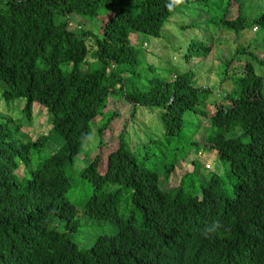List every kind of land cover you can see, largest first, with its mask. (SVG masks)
<instances>
[{
  "label": "trees",
  "instance_id": "trees-1",
  "mask_svg": "<svg viewBox=\"0 0 264 264\" xmlns=\"http://www.w3.org/2000/svg\"><path fill=\"white\" fill-rule=\"evenodd\" d=\"M130 1L0 0V101H24L30 124L35 108L47 112L62 139L35 168L32 156L50 138L25 140L22 123L0 116V264H264V78L254 66H264V54L228 61L221 105L209 104L214 92L198 86L193 71H158L133 44L160 39L190 4L238 35L247 29L245 0H137L134 8ZM72 16L102 23L95 64L87 62L93 34H75ZM253 26L264 30V13ZM111 99L132 106L133 118L143 109L156 113L161 128L145 142L127 130L116 137L115 113L106 112ZM93 139L98 147L80 172L93 190L84 213L115 231L81 249L69 172ZM193 149L217 155L218 167L193 160V172L171 185ZM216 220L223 227L206 238Z\"/></svg>",
  "mask_w": 264,
  "mask_h": 264
},
{
  "label": "rangeland",
  "instance_id": "rangeland-1",
  "mask_svg": "<svg viewBox=\"0 0 264 264\" xmlns=\"http://www.w3.org/2000/svg\"><path fill=\"white\" fill-rule=\"evenodd\" d=\"M136 1L131 0L129 7L134 8ZM244 3L248 24L247 29L238 35L222 31L217 24L218 21L209 22L208 17L205 18L204 15H201L202 10L198 5L190 4L182 7L167 22L160 39L145 38V41H143L142 38L136 39L135 37L133 38V44L139 49L143 48L146 50L147 62L156 66L158 71L164 69L178 74L190 70L193 71L196 74L198 86L209 88L214 92L209 104L220 102L219 104L222 105L225 97L222 89H225V87L222 86L221 82L228 61L235 58L243 62L251 60L252 55L250 52L259 58H262L264 54V30L262 28H259L257 32L253 30L254 20L264 13V0H245ZM221 13V11H218L214 18L220 16ZM65 21H67V18L56 19L58 24ZM71 22L70 29L75 34L83 35L86 32L93 34V37L87 41V46L90 50L87 62L95 64L92 52L96 50L94 43L96 38L101 37L102 23L100 19L91 20L72 16ZM199 44H203V47H198ZM204 48H208V50L204 51ZM243 48L247 49L248 52H238V50H243ZM190 52L191 57L188 60L186 55ZM254 66L257 74L264 78V66L259 62H256V64L254 62ZM63 69L71 70L72 66L65 65ZM0 86H3L1 82ZM24 105V101L11 105L0 101V116H11L15 122L19 121V123H22L23 131L21 136L25 140L30 139L35 142L40 134L50 138V142L44 152L32 156L33 167L36 168L40 158L54 154L60 148L62 139L56 133L51 132L52 127L47 112L35 108L34 115L36 119L32 124L28 123L27 119L22 118L21 109H23ZM12 107L15 109L12 110ZM8 108H10V111L6 110ZM111 111L115 113L111 128L115 130L114 134L116 137L124 130H127L131 136L132 134L135 136L134 139L139 138L145 142L146 136H153L154 133L159 131L158 128H161L159 119L156 118V113L143 109L139 110L136 117L133 118V107L124 100L115 101L111 99L106 112ZM13 124H10L11 128L15 127ZM241 134V131L235 133L236 136ZM97 147L98 140H91L87 146L86 155L79 159L72 171L69 172V175L74 176V183L77 185L74 191L69 194V199L79 211L81 223V228L73 234V239L81 249H90L97 238L104 234H112L115 231L113 226L106 221L92 219L84 213L86 203L91 197L93 190L88 183L82 181L80 172L88 163V159L93 157V152ZM201 153V155L198 154L195 149L189 152L187 162L181 161L179 163L177 173L171 180V185L178 186L182 176L193 172L194 169L191 164L193 160L203 163L207 170L213 169V166L218 167L217 155H210L208 149H202ZM55 226L59 231H66L65 223H61L59 220L55 221Z\"/></svg>",
  "mask_w": 264,
  "mask_h": 264
},
{
  "label": "clouds",
  "instance_id": "clouds-1",
  "mask_svg": "<svg viewBox=\"0 0 264 264\" xmlns=\"http://www.w3.org/2000/svg\"><path fill=\"white\" fill-rule=\"evenodd\" d=\"M222 227H223L222 222L220 220H216L204 229L203 235L207 238L210 235L216 234L218 230H220Z\"/></svg>",
  "mask_w": 264,
  "mask_h": 264
}]
</instances>
